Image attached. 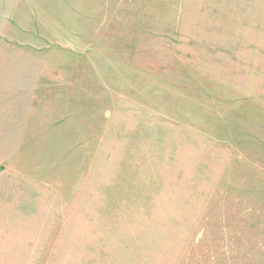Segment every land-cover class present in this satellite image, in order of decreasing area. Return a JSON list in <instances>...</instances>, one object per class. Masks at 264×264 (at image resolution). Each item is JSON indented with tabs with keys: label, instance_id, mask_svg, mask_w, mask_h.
Wrapping results in <instances>:
<instances>
[{
	"label": "rangeland",
	"instance_id": "1",
	"mask_svg": "<svg viewBox=\"0 0 264 264\" xmlns=\"http://www.w3.org/2000/svg\"><path fill=\"white\" fill-rule=\"evenodd\" d=\"M0 264H264V0H0Z\"/></svg>",
	"mask_w": 264,
	"mask_h": 264
}]
</instances>
